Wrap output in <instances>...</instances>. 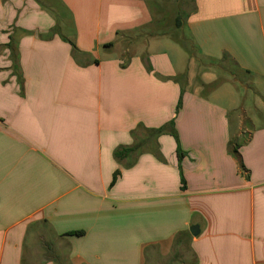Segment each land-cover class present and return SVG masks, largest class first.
Returning a JSON list of instances; mask_svg holds the SVG:
<instances>
[{"label":"crops","instance_id":"obj_1","mask_svg":"<svg viewBox=\"0 0 264 264\" xmlns=\"http://www.w3.org/2000/svg\"><path fill=\"white\" fill-rule=\"evenodd\" d=\"M54 5L0 0V264H264V124L230 152L214 73L132 37L164 22L149 0ZM181 27L264 88V0H193Z\"/></svg>","mask_w":264,"mask_h":264},{"label":"rangeland","instance_id":"obj_2","mask_svg":"<svg viewBox=\"0 0 264 264\" xmlns=\"http://www.w3.org/2000/svg\"><path fill=\"white\" fill-rule=\"evenodd\" d=\"M55 1L56 0H44L45 5L51 8L55 7L56 11L59 12L56 5H54ZM149 1L154 10L155 19L157 21L164 19V22L159 24V26L155 25L153 27L155 29L152 28L143 35H139L137 32V35L132 37L136 39L145 37L148 39V37L160 32L171 36L179 42L180 44L175 41L171 42L170 48L177 60L180 59V57L186 58L185 65H188L189 59L193 61L189 66L193 74L195 72V85H199L203 83V80L209 79L204 77L206 71L213 72L215 80L209 84H205L202 91L203 93L210 92V94H212L217 89H220V94H225V90H227L228 95H225L226 98H224V101L228 104L233 102L230 101L232 99L237 101L240 107L234 113H230L229 116L234 129L238 131L233 140L237 142L245 141L250 131L264 124V98H261L262 103L255 104L259 102L256 97V91L264 95V88H262V90L258 87L257 84L254 83V80L242 72L230 59L224 58L220 62H209L199 55L197 48L188 38L189 32L187 33V31H184L183 27H178L175 24L178 15L181 17L182 22L185 20L187 12L192 9L193 0ZM63 14H65V12ZM128 39L130 40L129 37ZM129 40L125 41V43L129 42ZM181 78L184 84L187 80V75H183ZM219 99H222V96L219 97Z\"/></svg>","mask_w":264,"mask_h":264},{"label":"trees","instance_id":"obj_3","mask_svg":"<svg viewBox=\"0 0 264 264\" xmlns=\"http://www.w3.org/2000/svg\"><path fill=\"white\" fill-rule=\"evenodd\" d=\"M176 25H177L178 27H181V26H182V20H181V17H180L179 15H178L177 18H176ZM110 45H111V44H110ZM233 63H234V62H233ZM234 64H235V63H234ZM235 65H236V64H235ZM213 89H214V87H213ZM180 106H181V102L179 103V106H178V107H180ZM154 132L157 133L158 135H159L160 133H163V132H168V133L172 134V135L176 138V140H177V142H178L177 133H176V131H175V129H174V122H173V121H171V122H170L167 126H165V127H161V128H159V129H156ZM230 145H231V147H232V145L234 146V147L231 148L230 152H232L233 154H235V153L237 152L239 146H240V143L237 142V141L231 140ZM135 149H136V147L123 148L122 150L117 151L116 155H117L118 157H124V156H126L127 154H129L130 152L134 151ZM177 156L179 157V160H180V158H182V156H183V151H182L181 148H180L179 142H178V146H177ZM181 181H182V183H183V188H184V184H185L184 177L181 178ZM77 233H78V234H82V232H77Z\"/></svg>","mask_w":264,"mask_h":264},{"label":"water","instance_id":"obj_4","mask_svg":"<svg viewBox=\"0 0 264 264\" xmlns=\"http://www.w3.org/2000/svg\"><path fill=\"white\" fill-rule=\"evenodd\" d=\"M190 230H191V233H192L194 236H196V235L199 234V226H198V225H194V226H192Z\"/></svg>","mask_w":264,"mask_h":264}]
</instances>
